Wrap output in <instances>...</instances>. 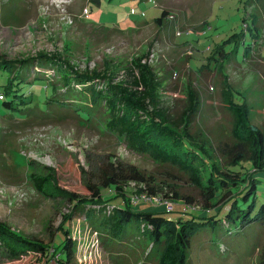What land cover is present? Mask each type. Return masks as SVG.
Masks as SVG:
<instances>
[{"label":"rangeland","instance_id":"374dc122","mask_svg":"<svg viewBox=\"0 0 264 264\" xmlns=\"http://www.w3.org/2000/svg\"><path fill=\"white\" fill-rule=\"evenodd\" d=\"M0 56L11 62L46 58L57 67H36L50 83L34 80L23 88L30 97L26 118L4 106L12 98L7 92L13 78L0 72V94L5 93L0 100V225L50 245L74 214L72 264H160L174 238L154 243L137 233L133 241L122 235L108 241L84 213H74L75 200H85L86 210H98L106 201L124 205L114 188L103 189L104 201L98 204L89 191L101 186L99 169L117 161L138 167L146 177L147 182L124 188L135 213L183 219L180 209L172 212L164 204L184 205L189 198L197 222L227 214L228 204L218 211L203 209L205 168L197 184L192 170L132 151L122 136L108 130L107 106L89 109L75 79L100 75L103 80L97 82L104 90L135 93L138 104L144 98L141 122L180 126L177 132L192 148L216 160L215 147L231 143L242 121L229 104L232 99L241 105L246 125L264 132V0H0ZM66 78L75 88L68 105L90 112L91 121L86 122L87 115L81 120L72 107L53 105L42 113L49 98L66 100ZM217 164L231 180L238 179L226 171L225 161ZM231 169L245 176L251 166L244 161ZM254 177L257 196L239 203L240 209L255 203L252 217L264 205V170ZM141 195L148 200L133 201ZM220 198L212 204H220ZM256 226L232 237L220 226L203 228L192 240L187 264H260L264 233L257 236L261 230ZM13 248L0 240V264L57 263Z\"/></svg>","mask_w":264,"mask_h":264},{"label":"trees","instance_id":"16d2710c","mask_svg":"<svg viewBox=\"0 0 264 264\" xmlns=\"http://www.w3.org/2000/svg\"><path fill=\"white\" fill-rule=\"evenodd\" d=\"M91 1L100 4V0ZM165 14L166 12L163 11L161 17L156 19V21H160ZM36 67L57 69L54 61L46 58L40 60L30 58L20 62H11L0 56V72L13 78L12 87L7 92L12 98L4 101V106L13 110L14 113L18 111L24 118H26L27 111H29L24 106L30 103V97L27 92L22 91L23 88L34 80L45 79L49 82L44 74H41L40 71L36 72ZM99 78H101L100 75H84L81 78L82 80L75 79V82L81 88L77 90L79 94L87 98V101L84 102L88 103L89 109L99 107L101 106L100 104L107 106L109 116L106 126L108 130L122 136L127 146L134 152L148 154L157 161L175 164L180 169L192 170L194 183L200 184L201 176H198V174H201L202 169L205 168L208 171L206 184L208 191L205 194L204 200L206 204L203 209L218 207V211L227 204L230 205V209L224 217L217 219L214 216L213 219L209 218V222L206 223L197 222V216L194 215L197 210L189 208L193 204V200L189 198L186 204L181 205L178 203L172 211L174 212L177 208L180 209V212L186 216L183 219L167 220L156 213L144 211L135 213L131 208V200L125 196L124 188L131 182H147L146 177L138 167L117 161L110 162L99 169V174L103 178L101 186L100 188H89V191L92 196L91 199H94L95 203L98 204L104 201L103 189L114 188L118 194L117 196L124 199V205L115 207L106 201V204L99 207L100 209L98 210L97 208L86 210V207H84L85 200H75L73 202L74 213L78 211L84 213L85 217L90 220L95 232L104 235V237L106 236L108 241H113L109 236L117 238L119 235L133 241L137 233L151 238L154 243L163 242L169 237L174 238L175 242L168 246L160 260V264H187L186 259L189 256L193 238L207 226L213 230L217 226L225 228L232 237L242 235L245 229L251 225H257L255 229L259 228L261 230L260 233H257V236L261 238L262 233H264V205L259 213L252 217L255 203H251L245 209H240L239 203L240 200L249 202L251 196H257L258 180L255 179L254 173L264 170V132L253 125H246L241 105L236 100L232 99L229 104L233 106L234 110H238L242 121L237 123L231 143L225 142L217 148L215 147L216 152H214L217 158L215 160L209 152L192 148L193 146L190 145L188 138L181 136L177 132L180 126L174 124L172 125L173 128H171L151 122V120L149 124L141 122L138 117V110L141 109L139 104H144V98L138 104V102H134L137 96L135 93L130 92V94L126 95L120 87H114V89L119 90L117 93L113 92L110 87L104 90L101 82H97ZM101 79L103 80V77ZM65 84H67V88H70L69 91L63 94L66 99L69 98V95H74L73 91L75 88H71V82H68L67 78L65 79ZM4 94H0V100H5ZM54 94L56 96L57 93L55 92ZM118 94H121L123 98L118 97ZM54 99H48L47 108L42 113L51 111L50 109L53 105L62 108L72 107L71 110L81 120L91 121L90 112L75 105H73L74 107L68 105L67 99ZM83 115H87V119L84 120ZM153 133L154 136H152ZM184 145L186 147L183 148ZM191 152H194V155L190 154ZM217 161L221 165L225 161L227 164L226 171L237 175L238 179L231 180L225 172L221 171ZM244 161L249 162L251 166V169L246 172L247 175H239V173L231 169ZM218 196H221L219 201L222 202L218 205L216 203L215 206L212 201ZM69 217L50 245L30 240L19 233L9 230L4 225H0V240L11 242L17 252L35 251L45 258L52 257L51 261L56 259V264H72L75 259V244L69 238V227L74 214ZM130 228L131 230H129ZM260 254V264H264V245ZM49 262L47 261V263Z\"/></svg>","mask_w":264,"mask_h":264},{"label":"built area","instance_id":"2783aa9c","mask_svg":"<svg viewBox=\"0 0 264 264\" xmlns=\"http://www.w3.org/2000/svg\"><path fill=\"white\" fill-rule=\"evenodd\" d=\"M137 198H138V200H136ZM134 200L140 202V201H142V200L147 201L148 199H147L145 196L141 195V197H140V196H137L136 198H133V201H134ZM164 205L166 206V208L169 207V208L171 209V211H173L174 206H175V205L172 204V203H165Z\"/></svg>","mask_w":264,"mask_h":264}]
</instances>
